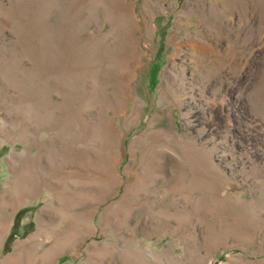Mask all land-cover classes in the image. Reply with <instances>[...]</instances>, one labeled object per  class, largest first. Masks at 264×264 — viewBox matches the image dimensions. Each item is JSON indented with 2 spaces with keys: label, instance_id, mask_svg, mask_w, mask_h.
I'll use <instances>...</instances> for the list:
<instances>
[{
  "label": "rangeland",
  "instance_id": "obj_1",
  "mask_svg": "<svg viewBox=\"0 0 264 264\" xmlns=\"http://www.w3.org/2000/svg\"><path fill=\"white\" fill-rule=\"evenodd\" d=\"M263 252L264 0H0V264Z\"/></svg>",
  "mask_w": 264,
  "mask_h": 264
},
{
  "label": "crops",
  "instance_id": "obj_2",
  "mask_svg": "<svg viewBox=\"0 0 264 264\" xmlns=\"http://www.w3.org/2000/svg\"><path fill=\"white\" fill-rule=\"evenodd\" d=\"M264 253V252H263ZM250 256V259L252 260H257V258L255 256H252V255H248ZM248 264H255V263H252V262H248Z\"/></svg>",
  "mask_w": 264,
  "mask_h": 264
},
{
  "label": "bare ground",
  "instance_id": "obj_3",
  "mask_svg": "<svg viewBox=\"0 0 264 264\" xmlns=\"http://www.w3.org/2000/svg\"><path fill=\"white\" fill-rule=\"evenodd\" d=\"M255 132V131H254ZM246 136V135H245ZM201 205V204H200ZM216 205V204H215Z\"/></svg>",
  "mask_w": 264,
  "mask_h": 264
}]
</instances>
